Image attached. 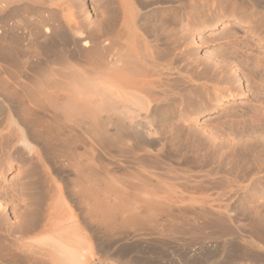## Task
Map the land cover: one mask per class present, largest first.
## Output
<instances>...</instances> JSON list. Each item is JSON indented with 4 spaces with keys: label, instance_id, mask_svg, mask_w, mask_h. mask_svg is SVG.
Instances as JSON below:
<instances>
[{
    "label": "bare ground",
    "instance_id": "bare-ground-1",
    "mask_svg": "<svg viewBox=\"0 0 264 264\" xmlns=\"http://www.w3.org/2000/svg\"><path fill=\"white\" fill-rule=\"evenodd\" d=\"M83 2L0 0V153L31 166H20L17 189L5 188L0 171V264H206L213 252L224 254L219 264H264L261 221L249 246L229 227L238 207L249 213L250 187L223 200L209 223L199 221L204 210L165 222L156 209L174 211L197 192L163 177L174 129L224 100L252 98L238 124L260 130H235L239 117L225 109L230 129L210 139L260 132L242 151L249 166L238 158L235 171L264 186V0H99L96 26ZM230 20L256 38L258 55L225 29ZM220 26L221 57H196L190 32ZM204 158L216 164L210 150Z\"/></svg>",
    "mask_w": 264,
    "mask_h": 264
},
{
    "label": "rangeland",
    "instance_id": "rangeland-1",
    "mask_svg": "<svg viewBox=\"0 0 264 264\" xmlns=\"http://www.w3.org/2000/svg\"><path fill=\"white\" fill-rule=\"evenodd\" d=\"M98 1L99 0H96V1L95 0H84V2H83L86 6L85 7L86 12L90 13L89 14L91 16L90 22H93L95 26L98 24V21H99L98 19L101 18L100 12L103 10V9L101 10V7H103V8L105 7V5L104 6L102 5L101 7L96 6V5H99ZM96 2H98V3H96ZM109 7H111V6H109ZM97 9L99 10V12ZM77 11H79V10H76V12ZM79 13L80 12L76 13V15H79ZM95 14H97V16H95ZM99 16H100V18H99ZM96 17H98V18H96ZM94 21H96V22H94ZM225 25H226L225 29L227 28L228 31L235 32L237 34V37L245 38L246 40L250 39L251 43H253V44H251V43H249V44L251 45V47H253V48L255 47L254 44H256V42H253V41H256L255 40L256 38H253V37L247 38L246 35L244 36V32L246 29V27L244 25L236 24L231 20H230V22L229 21L225 22ZM212 32L213 33H210V35H207L209 32L203 33L201 35V37H199L196 32H194V33L190 32L192 34V39H193L191 42L192 44L190 43L191 44V50L196 51L194 53L196 55V57H199L202 59H207L208 61L214 60L217 57H221V55H222L221 51L225 48V45L227 44L225 41V37H223L222 34H219L220 32H222V26H220L219 28L213 29ZM242 36H244V37H242ZM255 48H257V49H254L253 54L258 55L261 50H258L259 49L258 47H255ZM255 51H257V52H255ZM215 52H217V54H219V55H217L216 58H213V57L209 58L208 57L209 54H213ZM244 84H245V82H244ZM244 84L242 83V85H244ZM169 85H168V88L166 87L167 85H165V87H163L161 89L162 90L167 89L166 91H170L169 88H171V87H169ZM224 102L226 103L228 101L224 100ZM225 103L222 104L221 108H218L217 111H212V110L207 111L206 110V111L199 112L198 114H194L192 116L194 120L190 123V125L188 127H182L180 129L175 128L177 130L174 129V131H176V133L173 131V133H175V134H174V136H172V140L169 139V141H170L168 144L169 145L168 146L169 154L167 153V151L166 152L164 151L161 155L163 160H164L163 161L164 164H162L163 166L162 165L160 166L162 168L163 177L165 178V180L169 181L171 184H173L175 186L179 187L182 184H186L191 189L195 188L197 192H196L195 196H191L192 198H194L193 200H191L190 198H189L190 200H188L187 199L188 197H187L186 200H184L185 202H183L182 204L173 205V207L176 209L174 211L167 208V207L171 208L170 203H163L165 205H168L167 207H165V206L163 207V204L159 203L162 205V206L160 205L159 208H156V206L158 204L157 205L155 204L156 205L155 208L158 210V212H160L161 209L163 212L165 211V213L163 214L166 216L163 219V221H165V222H169L175 213H180L181 215H184L185 213L193 210V208H196V209H199L202 211L204 210L206 213L199 218V221L209 223L210 221L215 219V217H213V216L216 215L217 213H219V208L222 205L223 200H225L228 197H234V194H235V192H237V189H238V192L241 193L244 190H246L248 187H250V188H248L249 192H250L249 196L251 197V199H250L251 202L248 203V208H250V210H249L250 214L247 212H244V210H243L244 208L238 207L237 208L238 209L237 210L238 211V214H237L238 217H237L235 224H232V225L229 224V227L231 228V232L236 233V234L242 233V235H243V238L241 241L242 244L249 246V242H250L249 239L250 238H246V237L247 236L250 237V234L248 232H250L251 226H254V224H259L260 223L259 221H261L262 230L264 231V186H262L261 184L260 185L256 184V182H255L256 179L249 180L250 179L249 178L246 182L243 181L244 178L241 175L243 172H241V171L244 169L241 168L242 170H239V174H238V171H235V168H236L235 160H237L239 158L238 162H239L240 167H243V168L246 167L247 168L248 164L246 165V163L245 164H243L242 162L240 163V159L242 161V155L244 152L243 149L252 145V143L255 142L254 140H257V138L255 139V136H258V134L260 133V132H258L260 130V126H259V128L256 127L259 125V124L256 125V123H253V124L251 123L252 125H254V126H252L253 128L249 127V123H248V125L246 124L247 126H245L242 123V122H244L243 120H242V122H239V124H238V121H241V119L243 118L242 116H241L242 118H240V116H238L239 113H242L241 111L244 110V108H245V110H246V108L248 109V105H252V104L254 105L255 104V102L252 100V98H250V97H245L244 99L237 98L234 101L230 100L228 104L227 103L225 104ZM231 106L232 107L234 106L233 107L234 110H232L233 108ZM228 107H229V109L230 108H232V109L229 111V109H227ZM225 109L228 110L229 114L231 111H232V114L233 113H236L235 115L238 114L237 116L239 118H237V119L235 118L236 121L234 120L238 124V125H236V123H235V130L238 129L236 127L241 125L240 123L243 124L242 125L243 127L245 126L244 129L248 128L247 130L252 131V129L255 130L256 128H258L257 129L258 131L256 130V133L258 132L257 135L254 134L255 135L254 136L252 134V136H253L252 137V136H250L251 134L248 132V135H247L248 137L246 136L248 139L254 138V140H252L253 142L250 141V139L249 140L246 139L245 136H244V139L241 138V140L238 139L239 136L238 137L236 136L235 141H233L232 143L226 142L225 141L226 137H224V139L219 137L218 141H212L210 139L211 134L219 135L220 133L222 134L224 131H226L227 128L230 129V126H228V127L226 126L227 127L226 128L224 125L230 124V122H228V123H225V122L228 120V118H229V120L230 119L233 120L234 117H231V118L228 117L225 120L224 119L225 117L223 118L221 116V114H223V113L226 114V112H224V111H226ZM245 118L247 119V121H249L248 120L249 118H247L246 116H245ZM246 119H245V121H246ZM260 125H262V122L260 123ZM242 126H240V128ZM240 128L238 130L241 131V133H242L243 131H242V129L240 130ZM220 129H221V131H220ZM228 132H230V131H228ZM173 133H172V135H173ZM240 137H243V134H242V136L240 135ZM258 139L260 140V138H258ZM238 140H240V141L238 142ZM237 142L239 144H237ZM250 142H252V143L250 144ZM260 142H263V141L260 140ZM222 149H224L226 151V153H222L221 152ZM208 150H210L212 152L213 158H214V160H216L215 165L213 164L214 163L213 160H212V162L209 163L208 160L206 158H204V155L208 152ZM228 152L230 155H227ZM240 154H241V156H240ZM1 155L2 154L0 153V158H1ZM4 157L2 156V158L0 160V171H2V173H3V175H2L3 180L2 181L6 182L5 188H9V189L16 188L17 189L20 186V183L25 180V178L23 179V173L25 172V170H28L31 167V166H28V165H30V163H26V164H28V165H26L24 162L19 163L18 160L10 161L9 159L4 158ZM248 157H249V159H251L252 156L251 157L248 156ZM231 158H233L234 161L232 162V164L228 165V163H230ZM205 159L207 160V162L205 161ZM22 163H24L25 165ZM95 165H96L95 170L102 171L103 170L102 168H105L104 165L106 166L108 164L106 161H104L102 164V168H101V163H99V162L98 163L95 162ZM20 166L21 167L23 166V168H21ZM230 166L233 169L231 171L227 172L226 170ZM20 168L24 172H22V170ZM19 171H21L22 174ZM41 175H43L42 172H41ZM118 177L120 180V176H118ZM93 183H94V181H93ZM92 186L94 189V187H95L94 184ZM101 186L104 187L103 184ZM97 187H95L97 190L100 189V187L99 188H97ZM97 190L95 192H97ZM168 193L171 196L176 197V194L171 193V192H168ZM163 209H165V210H163ZM188 210H190V211H188ZM191 213H192V211H191ZM187 214H185V215H187ZM210 228L212 230L206 229V230H203V233H209V232H212L214 230L213 227L210 226ZM170 237H171V235H167V237H162V239L167 241V244H166V248L161 247V249L165 248L166 249L165 251L172 252L176 249V246H174ZM115 247H116V245H115ZM181 249H183V248L182 247L179 248V250H181ZM223 258H224L223 253L213 252V253H210L209 255L205 256L204 262L206 264H219L223 261Z\"/></svg>",
    "mask_w": 264,
    "mask_h": 264
}]
</instances>
